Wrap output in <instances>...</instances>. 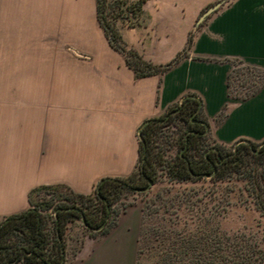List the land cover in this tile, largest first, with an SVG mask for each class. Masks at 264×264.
I'll return each mask as SVG.
<instances>
[{
	"label": "crops",
	"instance_id": "obj_1",
	"mask_svg": "<svg viewBox=\"0 0 264 264\" xmlns=\"http://www.w3.org/2000/svg\"><path fill=\"white\" fill-rule=\"evenodd\" d=\"M215 1L165 0L183 13L180 42L176 24L144 57L173 61ZM97 24L87 31L70 0H0V219L27 210L34 188L90 194L103 178L129 176L139 163L140 128L188 96L199 101L216 143L264 142V85L241 100L228 88L233 61L264 71V0L221 6L176 64L143 78ZM138 227L139 211L127 208L94 246L85 239L82 251L95 250L72 264H134Z\"/></svg>",
	"mask_w": 264,
	"mask_h": 264
},
{
	"label": "rangeland",
	"instance_id": "obj_2",
	"mask_svg": "<svg viewBox=\"0 0 264 264\" xmlns=\"http://www.w3.org/2000/svg\"><path fill=\"white\" fill-rule=\"evenodd\" d=\"M230 1L216 0L213 5L218 2L225 5ZM70 2L75 4L76 17L83 18V27L87 31L97 30L95 0ZM143 9L145 18L140 26L132 31H122L124 47L118 51L130 61L134 59L130 54L134 50L154 65H165L153 63L144 56L151 54L176 24L175 40L180 42L179 20L183 13L178 5L165 0H145ZM174 15L178 23L172 24L169 21ZM210 16L199 24L197 18L190 32L192 39ZM232 65L229 95L233 99H245L264 85V71L244 66L241 62H232ZM185 129L186 125L175 119L152 134L155 181L147 189L146 186L123 193L114 202V209L120 210L114 219L115 227L127 208L135 206L139 211L134 264H264V213L258 207V199H264V179L261 176L264 174V161L248 160L240 173L230 172L220 178L204 176L196 180H177L168 169L180 152ZM203 143L208 148L221 145L215 142L209 126ZM239 143L245 142L221 146L224 151L231 152ZM58 194L65 193H55ZM51 198L52 194L44 192L36 196L39 201ZM48 213L52 214L51 211ZM64 237L65 259L70 264L82 254L93 253L94 244L103 238L101 235L90 236L82 220L70 222ZM87 238L94 241L93 246L82 251Z\"/></svg>",
	"mask_w": 264,
	"mask_h": 264
},
{
	"label": "trees",
	"instance_id": "obj_3",
	"mask_svg": "<svg viewBox=\"0 0 264 264\" xmlns=\"http://www.w3.org/2000/svg\"><path fill=\"white\" fill-rule=\"evenodd\" d=\"M144 2L145 0H95L97 21L111 47L123 50L122 31L140 26L145 18ZM191 44L192 37L189 36L185 50L189 49ZM130 54L135 60L126 58V64L137 78H143L163 73L176 64L185 51L165 65H154L134 50ZM229 80L230 75L228 88ZM255 93L256 91L252 95ZM249 96L251 95L246 97ZM199 104L198 100L188 96L180 104L170 107L164 115L149 119L143 124L140 131L139 163L129 176L103 178L90 194L75 193L65 185L34 188L28 195L27 210L0 219V264L65 263V231L67 225L74 220L83 219V226L92 237H105L109 234L115 227V217L120 213L119 209L115 210L113 207L118 197L125 192L142 189L148 182L155 181L152 134L172 120H181L186 125L179 145L180 152L168 169L171 176L177 180H196L204 176L220 178L230 172L240 173L248 160L264 161V142L239 143L231 152L224 151L221 145L215 146V150L205 146L204 128L196 123L198 120L207 123L204 116L199 117L202 114ZM223 116L224 112L216 121H220ZM220 155H224V158L217 164ZM261 176L264 179V174ZM62 191L65 194L55 195ZM42 192L52 194V198L36 200V196ZM258 205L264 213L263 198L258 199ZM49 211L52 214L48 213Z\"/></svg>",
	"mask_w": 264,
	"mask_h": 264
},
{
	"label": "water",
	"instance_id": "obj_4",
	"mask_svg": "<svg viewBox=\"0 0 264 264\" xmlns=\"http://www.w3.org/2000/svg\"><path fill=\"white\" fill-rule=\"evenodd\" d=\"M222 5H223V2H218L214 5H212L211 7L207 8L205 11H203V13L199 16V18L197 20V24L201 23L202 21L205 20V18H207L208 16H210L214 12H216ZM199 108H200V104H199ZM202 124L205 126L206 131H207L208 130V124L205 122H202ZM141 128H140L139 133H138L140 139H141V133H140ZM243 142L249 143V141H243ZM213 150H215V149L213 148ZM150 184H151V182H148L146 189L149 188ZM82 221H84V220L82 219ZM62 264H63V262H62Z\"/></svg>",
	"mask_w": 264,
	"mask_h": 264
},
{
	"label": "flooded vegetation",
	"instance_id": "obj_5",
	"mask_svg": "<svg viewBox=\"0 0 264 264\" xmlns=\"http://www.w3.org/2000/svg\"><path fill=\"white\" fill-rule=\"evenodd\" d=\"M196 123H197L199 126H201V127L204 128V134H205V132H206V128H205V126L202 124V121L198 120ZM223 158H224V155H220V156H219V160H217V164H218L220 161H222Z\"/></svg>",
	"mask_w": 264,
	"mask_h": 264
}]
</instances>
